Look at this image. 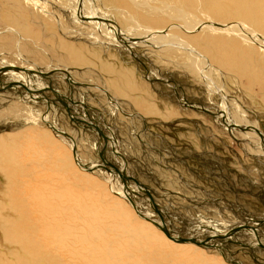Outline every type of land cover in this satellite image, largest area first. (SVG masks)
Returning a JSON list of instances; mask_svg holds the SVG:
<instances>
[{
    "label": "bare ground",
    "instance_id": "bare-ground-1",
    "mask_svg": "<svg viewBox=\"0 0 264 264\" xmlns=\"http://www.w3.org/2000/svg\"><path fill=\"white\" fill-rule=\"evenodd\" d=\"M34 5L38 6L39 1L0 0V22L6 23L13 29H19L22 37L25 35L35 38L36 36L38 39L41 34L34 31L35 22L32 20V16L36 14L30 12ZM39 7L36 11L42 10V14L46 13L48 21L50 18L60 19V15L54 9L64 11L62 13L66 15L67 20L63 17L65 22L61 24L56 22L57 27H61L62 33L71 34L78 39L86 33L87 40L80 43L83 44L82 46L87 47L91 40H95L100 41L104 49L105 45L124 44L129 51L136 53L135 50L132 51V47L137 46L134 39L126 37V33H118L115 26L109 25L110 23L106 20L110 22L112 20L105 18L104 15L108 14H105L106 10L112 11L118 17L124 16V21L137 23L138 31L151 30L150 37L157 40L164 39L163 42L152 43L150 39L148 42L151 43L148 46L150 53L167 59L173 55H184L183 65H180L177 60L175 62L183 73L189 75L191 66L196 65L201 57L204 65H207L205 76L209 83L205 85L208 88L202 82L199 85L203 86L205 91L209 89L212 94L215 92L221 97L222 109L228 110L222 115L224 117L228 115L232 123L238 124L232 126H236L239 130L243 138L242 142L248 141L245 149L257 151L248 153L256 157L263 155L259 152L260 147L257 143L259 141H256L251 136L253 133L249 131L250 125L253 129L249 117L251 109L239 102V97L235 96L236 100L228 97L230 94L227 90V82H231L232 79L236 86L241 88L243 94L249 95L257 102H255L257 107L264 110V0H54ZM80 17L86 18L85 22L81 21ZM92 19L96 23H93ZM49 22V25L54 28L53 22ZM239 25H241L240 28L243 25L248 31L240 29ZM128 34L133 36L134 30ZM69 37H63L62 48H65V53H69L74 61H88L92 64L90 67L93 72L98 68L96 71L98 73L103 71L105 74L109 73L107 86H110V89L113 88L115 93H106V101L109 97L108 103L113 108H126L132 104L138 108L140 115L145 116L141 118L143 122L146 115L165 120L179 116L180 112L177 108L172 109L167 105L168 107L162 109L155 100L154 94L140 83L133 71L129 69L119 71L115 63H110L111 60L105 66L101 62L102 68H100L99 57L102 55L96 53L97 49L93 48L92 52H85L84 47L77 46ZM142 37L144 38L143 35ZM2 42L3 37L0 35V43ZM1 47L4 48V46ZM58 49L61 50V47ZM20 52L22 55V51ZM27 58L31 59L36 67L48 66L46 60L40 57L39 60L37 57L27 56ZM58 61L56 60L57 63ZM62 67L59 66L56 70H62L66 75L53 73L44 77L34 73L31 77H25L12 70L5 72L4 68L0 71V94L15 86L20 90L23 101H29L27 96L30 95L35 98L36 102L32 101V103L36 107L47 106L48 108V115L41 117L47 124L32 117L20 125L12 124V132L0 134V173L6 178L2 193V198L6 199L3 200L0 210L2 217L0 223L5 241L13 246L12 251L17 257L20 255L23 258L27 257V264H227L226 261L239 264L241 261L238 258L232 257L231 260L228 258L230 244L232 246L233 243H238L233 237L236 239L246 237L251 243L254 240L251 234L256 237V242L246 247L241 245V249L253 248L256 251L262 248L264 252L261 246L264 244V235L259 232L260 226H264L262 223L264 214L256 213L258 211L256 208L253 210L254 208L248 209L241 206L240 212L246 214L253 212L256 215L252 214L250 221L231 218L229 212L233 209L229 210L225 206L232 204L238 208V205H244L238 201L239 199L233 198L234 201L225 199L226 205L219 207V212L223 216L214 210L215 208L213 209L209 202L199 201L200 203L193 205H181L178 213L182 214L186 221V229L181 231L183 224H174L170 221L172 224L166 225L167 223L161 217L156 219L153 216L154 212L144 211L149 207L143 210L144 205L136 204L134 199L127 196L123 190L121 191L117 185L118 181L114 179L117 175L122 177L120 175L122 171L125 176H131L129 167L125 168L121 163L126 159L125 155L122 157L116 150L121 145V142L117 143L120 140L121 127L119 130L112 128L107 130L105 139L101 130L107 127L105 125L108 119L107 110L87 106V103L91 101L89 97L85 99L86 102H82L77 94L81 90L74 86L77 83L73 72H70L71 66L68 67L70 70ZM190 73L194 75L192 71ZM195 76L197 77L196 74ZM243 77L247 78V84H243L244 87L241 85ZM63 79L69 82H64ZM62 82L69 83L71 85L67 86L69 89H61L59 85ZM257 86L263 92L259 104V98L254 92ZM178 88L182 90L179 86ZM93 99L97 100V95ZM101 102L106 104L104 101ZM218 103L215 101V104ZM244 107L248 109L246 110L249 111L248 113L244 111ZM65 108L78 123V127H68L63 132L59 128H62L61 121L67 117ZM95 110L98 116H102L99 121L91 120L96 118L93 117L94 114L93 116L90 114ZM232 115L234 120L230 118ZM53 116L56 117L55 123L52 122ZM231 131L235 132L233 129ZM85 132L93 135L92 140L96 151L104 156L102 161L96 158V161L86 162L84 156L87 149L84 150L85 145L81 146L82 140L84 141V139L81 140V135H86ZM62 133L68 140L62 136ZM260 136H263L262 131ZM68 141L72 145L75 142L78 144L76 143V147L71 149ZM108 142L107 147L113 148L114 156L117 157V163L111 166L116 171L111 170L110 165L108 166L111 174L106 172V166L110 164L105 158L107 156L105 143ZM252 142L256 144L253 145ZM119 151L121 152V149ZM125 169L128 172H125ZM134 178L131 176L133 185ZM235 196L238 197L237 194ZM143 202L145 205L148 203L145 200ZM150 202V205L156 203L152 196ZM163 202L171 205L178 204L168 197ZM220 202L223 203V201ZM196 210L199 213L198 216L192 214ZM208 212L212 214V217ZM255 218L259 220L255 221ZM165 230L167 232H164ZM236 230L239 231L234 233ZM216 236L219 238L217 244L213 240ZM263 252L255 253V258H259Z\"/></svg>",
    "mask_w": 264,
    "mask_h": 264
},
{
    "label": "rangeland",
    "instance_id": "rangeland-1",
    "mask_svg": "<svg viewBox=\"0 0 264 264\" xmlns=\"http://www.w3.org/2000/svg\"><path fill=\"white\" fill-rule=\"evenodd\" d=\"M30 1L33 0H28V2ZM36 1H39V5L32 6L30 12H35L36 14L35 16L34 15L32 16V20L35 22L34 31L36 30L41 34L38 37V39H36V36L35 38L29 36L26 37L25 35H24L25 37L24 36L22 37V34L19 33V29L18 30L17 28L13 29L9 27L6 23L0 22V35L3 37V42L0 43V71H2L4 68L5 72L12 70L16 72V74L20 73L25 77L28 76L31 77L32 75H34V73L35 75L45 77L50 74L52 75L53 73H61L66 75V73L65 72L63 73L62 70L57 71L59 69L58 68L59 66H63L62 68L68 70L72 68L71 69L72 71L70 72L71 73L73 72L72 74L76 78V83H77V85L75 84L74 86L80 88L81 90L80 92L77 93L79 94L78 95L79 99L82 102H86L85 99L89 97L91 101L87 103V106L89 107L91 106L93 108H101V109L105 108L107 110L108 119H106V123H105L107 127L102 128L101 130V133L102 134L104 133L105 135V139H106L107 130H109L110 128L114 130H119V127H121L119 130L120 140L117 141V143L121 142V145L119 146L120 148L118 147L119 149H121V152L119 151L118 148L116 150L119 153H121L122 157H124L125 155L126 159L124 161H121V163L125 166V168L126 166H128L130 175L135 177L134 185H133L131 176L130 177L125 176L123 171L122 174H120L122 175V177L117 175L114 180L118 181L117 185H119L118 188H120L121 191L123 190L124 193H127V196L129 195L130 198L134 199V202L136 204L138 203V205L140 206L144 205L143 210L149 207V209H145L144 211L147 212V210H149L150 213L154 212L155 215L153 214V216L156 219L158 217H161L162 220L165 223H167L166 225L172 223L174 224L178 223L180 225L183 224L181 227V229L183 230L181 231H184L186 229L185 228L186 221L183 219L182 214L178 213L181 205L185 206L186 204L193 205L195 203H200V202L203 203L209 202L211 203L213 209L215 208L214 210L219 212V207L226 205V201H225L226 198L232 201H234L233 198H235V200L239 199L238 201L241 204L243 203L244 205H238V208L233 206L232 204L225 206L229 210L231 209L234 210L229 212L231 218L233 219L241 218L244 219L245 221L248 220L250 221L249 218L252 214L254 215H256V213L264 214V110L257 107L258 105L256 104L257 102L255 100L251 99L249 95L243 94L241 88H238L236 86L237 84L234 81H232V79L231 82L229 81L227 82L228 83L227 90L229 91L230 94L228 97L231 98L232 100H236L235 96L239 97L238 98L239 102H241L247 108L250 107L251 109L250 110L251 113H250L249 111H246L248 109H246L245 107L243 108L244 111H246V113L249 112L250 121L252 122L253 129L251 128V125L249 126V131L253 133V135L251 136L255 138L256 141H259L257 142L260 147L259 152L263 154V155H259V157H256L255 155L248 153L249 151L257 152L255 149H250L249 151L248 149H245V147H247L246 143L248 141L242 142L243 138L241 137L239 130L236 128V126H232L238 124L232 123V120L228 118V115L227 117L226 115L225 117L224 115H222V113H225L228 110L222 109L223 105L221 102V97L217 95L215 92L212 94L209 89H208L209 91L208 90L205 91V88L199 85L200 82L204 83V86L207 85V83H209L207 77L205 76L206 75L205 67L207 65H204V60L201 57L200 59H198L197 64L192 65L190 68L191 71L194 73V75L190 73L191 71L187 69L186 70L189 71V75L183 73L180 71V68H178L175 62L178 61L180 65H183L182 63L185 60L184 55L183 56L173 55L170 57V59H167L165 57L163 58L159 56L158 54L150 53L148 51V46L152 42H163L164 39L160 38L159 40H157V38H152L149 36L151 30H148L146 32L138 31L139 27L137 23L134 22L130 23L124 21L123 18L124 16L121 15L118 17V15H115L112 11H106V10H105L106 13L102 11L105 14L108 13L107 14L108 16L104 15L105 18L107 19L111 18L110 20H112L113 22L112 23L109 20H106L108 23H110L109 25L115 26L118 29V33L120 34L126 33V37L134 39V42L135 44H137V46L132 47V51L135 50L134 51L136 52L134 53L135 55L131 52V50L129 51V49L124 44L105 45V49H104L103 44L100 41L91 40L87 47L82 46L83 44L80 43H83L87 40L86 33L81 37L79 36L78 39V37L71 36V34L68 35L62 33L61 27L60 26L57 27V23L61 24L63 23L64 20H67L66 15L62 13L64 11L61 12L54 9V11L60 15L59 20H55L53 18L49 19V21L53 22L54 28L51 27L52 25H49L50 22L48 21V18H46L48 17L46 13L42 14L43 13L41 12L42 10H40L39 12L36 11L40 5L43 6V4L54 0H49V1L36 0ZM102 12L100 11V13ZM126 14L127 16H129L128 13ZM37 15L39 19L37 18ZM63 17L66 18L64 19ZM80 20L85 22L86 18L80 17ZM88 20L90 21V19ZM92 22L96 23L94 19H92ZM115 24L118 26H116ZM35 25L38 27H36ZM240 27L241 25H239V28ZM240 29L248 31V29L243 25L242 28ZM132 30H134L135 33L133 36L128 34L129 32H132ZM64 35L66 37L71 36L69 38L74 41L73 43L76 44L77 46L84 47L85 52H89V51L92 52L93 48L97 49L96 53L102 55L100 56L98 54L97 55L95 54V56H100L99 57L100 68H102L101 62L105 66L111 60L110 63H115L117 70L119 69V71L120 70L125 71L129 69V71H133L140 80V83L142 85H145V87H147L148 90L154 94L155 100L158 101L162 109L168 106L172 109L177 108L179 110L178 112H180L179 116L176 118L165 120L159 118L156 119V117L153 118V116L151 115H149L150 117H148L146 115L147 119L144 118L143 119L144 122H143L141 121V118L145 116L143 114L140 115V111L138 110V108L132 104L126 106V108L125 107L113 108V106L109 105L108 103L109 97L106 101V95L108 93H115L114 90H112L113 88L110 89V86L109 87L107 86L109 73L105 74L104 71L103 73L102 72L98 73L96 72L98 71V68L93 72L92 67H90V65L92 64H89V62L86 60L74 61L70 57L69 53H65L64 50L65 48L64 49L62 48V44L64 43L63 37H65ZM142 35L144 36V38L142 37ZM46 39L48 40L47 42ZM150 39L152 41L151 43H148ZM1 46H4L5 49L2 48ZM59 47H61V50L58 49ZM20 51H22V55ZM27 56L30 58L37 57V60H39V57L42 58L43 60H46V63L48 64L49 67L48 66L44 67L40 65L36 67L35 65H33L34 64L33 61L27 58ZM51 56L53 57V59ZM112 56H114V58ZM60 57L62 58V60L60 59ZM64 59L66 62L64 61ZM56 60L57 61L59 60L58 63L56 62ZM200 60L203 62V64ZM82 66L85 67L83 68ZM27 70L30 71L27 72ZM195 74L197 75V77L195 76ZM229 77H231V75H229ZM63 81L69 82L66 79L65 80L63 79ZM241 83H242L241 85L244 87V85L247 84V78L243 77ZM62 84H64V86ZM68 85L69 83L67 84L62 82L59 86L62 87L61 89L65 90V89H69L67 88ZM178 86L182 90H180ZM205 87L208 88L207 86ZM254 92L257 94V97L259 98L258 99V104H259L263 92L260 91L258 86L254 89ZM65 94L67 95L66 92ZM94 94L97 95L98 97L97 100L93 99V97H95ZM183 94L185 97L183 96ZM27 98L29 101L27 100L23 101V99L21 98L20 90L15 86H13V88L10 87V89H8L6 92L0 94V134L3 132H7V133L12 132L13 129L12 124L17 123L20 125L23 122H25L26 119L32 117L36 118L37 120L39 119L38 121L41 123H45V121L41 117L48 115L47 106L36 107V105L32 103V101L36 102L35 98L30 95H28ZM214 100L219 103L215 104ZM101 101L106 102V104ZM66 110L67 109L65 108V111ZM124 110L125 112H123ZM90 114L92 116L94 114L93 117H96L95 119H91V120L98 119L97 121H99V119L102 117L100 115L99 116L97 115L96 110L90 112ZM128 114L130 115L128 116ZM53 118L54 119H52V122L55 123L56 117L53 116ZM230 118L234 120L233 115ZM229 123L232 124L230 125ZM60 126L62 128H59L58 126L57 128L65 132L67 130L66 128L68 127L69 128L78 127V123L74 121V118L67 112V117L64 118L63 121H61ZM230 127L235 131L234 133L231 131L232 129H230ZM261 131L263 134L262 137L260 136ZM84 134L86 135H81V140L84 139V141L82 140L81 142V146L83 147L85 145L84 150L87 149L86 155L84 156L86 162L91 163L92 161L94 160L96 161L97 159L99 161H102L104 159L103 158L104 156H102V154L99 151H96L94 147L95 143L92 140L93 135L90 134L89 132H85ZM62 136L65 139L67 138L66 135H64L63 133ZM75 138H76V134H75ZM140 139L142 140L140 141ZM66 140H68V138ZM76 143L78 144V142H75V144L72 145V143L68 141V145L71 144L70 148L76 147ZM105 144H106L105 149L107 155L105 158L107 159V162H110V164L108 163L107 165L105 163L107 166L106 165L104 166L107 167L106 172L111 174L110 170H108V166L110 165L111 167L112 164L115 165V163H117L116 161L117 157L116 155L114 156V151H112L114 149L111 148L110 146L109 148L107 147L109 142ZM250 144L251 143H249V145ZM252 144L255 145L256 142H252ZM111 170L116 171L112 167ZM128 170L125 169V172H128ZM128 178L130 181L128 180ZM5 184H6V178L5 176L2 175V173H0V210L3 200L6 199V198L4 199L2 198L3 197L2 193L3 190L5 189ZM236 194L238 195L239 198L235 196ZM151 196L154 198L156 202V203H152L151 204L152 206L150 205ZM167 197L168 199L171 198V200H174L178 204L175 205L173 203L171 205L163 202V200H165V198ZM141 199L142 201L140 202ZM144 200L148 202L146 203V205L143 202ZM220 201H223V203L225 204L221 203ZM241 206H244V208L247 207L248 209L254 208L253 210H255L256 208V211L258 210L259 212L258 211L256 213L248 212L246 214L244 212H240ZM192 214L194 216L199 215L197 210L193 211ZM208 214L210 217H212L211 213L208 212ZM258 220L259 219L255 218V221ZM1 221H2V217L0 216V222ZM262 223H264V220L262 221ZM2 229L3 228L0 223V260H1L0 264H10V263L27 264L26 262L28 259L27 257L23 258L22 255L17 257L15 253H13L12 250H14V248L5 241L4 233ZM217 229H219L220 231V228L217 227ZM238 231L239 230H236L234 233ZM164 232L167 231L165 230ZM259 232H262V235H264V226H260ZM251 237L254 239L252 240L251 243L253 242L255 243L256 237L253 236L252 234ZM233 239L238 243H233L232 246L230 244V253L228 257L229 260H231L233 257V258H238L239 261H241V263L239 264H264V252L262 248H258V250L256 249V251H254L253 248H246L243 250L241 249V245H244L245 247L246 245H251V243L246 239V237L242 239L241 238L236 239L235 237H233ZM213 240L215 244L219 243V238L217 236L216 238L214 237ZM261 246L264 248V244ZM212 252L216 253L213 250ZM257 252L260 254L261 252H263V255H260L259 258H255L256 257L255 253ZM217 253H219L218 250ZM226 263L236 264V263H232L231 261L229 262L226 261Z\"/></svg>",
    "mask_w": 264,
    "mask_h": 264
}]
</instances>
